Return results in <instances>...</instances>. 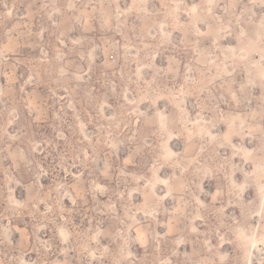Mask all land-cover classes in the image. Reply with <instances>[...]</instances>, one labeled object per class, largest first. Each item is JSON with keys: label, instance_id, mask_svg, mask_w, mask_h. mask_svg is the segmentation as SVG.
<instances>
[{"label": "rangeland", "instance_id": "obj_1", "mask_svg": "<svg viewBox=\"0 0 264 264\" xmlns=\"http://www.w3.org/2000/svg\"><path fill=\"white\" fill-rule=\"evenodd\" d=\"M260 238L264 0H0V264H264Z\"/></svg>", "mask_w": 264, "mask_h": 264}, {"label": "bare ground", "instance_id": "obj_2", "mask_svg": "<svg viewBox=\"0 0 264 264\" xmlns=\"http://www.w3.org/2000/svg\"><path fill=\"white\" fill-rule=\"evenodd\" d=\"M253 245L256 250L260 251L261 255L264 257V239H255Z\"/></svg>", "mask_w": 264, "mask_h": 264}]
</instances>
